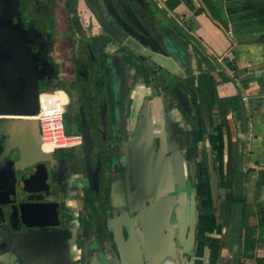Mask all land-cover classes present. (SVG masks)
I'll list each match as a JSON object with an SVG mask.
<instances>
[{"label":"flooded vegetation","instance_id":"flooded-vegetation-1","mask_svg":"<svg viewBox=\"0 0 264 264\" xmlns=\"http://www.w3.org/2000/svg\"><path fill=\"white\" fill-rule=\"evenodd\" d=\"M51 1L31 0L27 4L33 7L32 17L29 15L25 19L23 0H0V73L8 69L18 70L15 65L24 63L22 66L26 67L27 75L36 78V84H41L46 78L54 77L55 61L69 59L76 82L71 84L72 88L77 93L86 92L87 82L85 85L81 82L90 81L91 85L98 82L112 102L108 110L106 106L102 108L107 110L104 122L88 123L93 138L89 155H86L83 137L81 151L77 148L74 152L69 151L67 156H57L59 161L48 179L53 191L45 197L26 195L27 198L35 196L31 201L25 199L30 202L24 206L26 222L66 230V254L73 259L68 264H75L76 260L81 264H128L126 253L130 250L122 247L125 243L118 242L115 232L127 239L129 227L126 229L125 225L131 223L140 242L138 246L135 240L134 253L141 249L145 264H160L177 246L181 248V254H186L196 236L194 233L188 250H183L188 232L197 218L193 207L196 193L192 189L196 178L192 162L195 156L191 155L190 132H186L182 124L184 108L174 92L173 79L180 66L176 67L179 62L173 57L172 46L165 40L166 32L156 30V18L144 0ZM131 11L165 49L167 54L158 52V56L167 67L150 56L140 58L142 54L138 50L154 51L139 44L127 28L126 25L136 28ZM65 36L71 53L67 55L69 58L66 52L62 56L54 51L55 43L62 42L63 38L65 41ZM168 40L172 41L171 38ZM19 41L24 42L25 48L17 49L15 54L14 48L21 43ZM124 70L128 73V80L120 91ZM140 70L149 78L147 83L144 80V86L145 83L138 80ZM178 85L183 88L182 83ZM157 97H161L163 106L159 115H155L152 109L153 99ZM113 103L117 107L118 119L110 126ZM178 114L182 119H178ZM141 115L144 116V138L139 136L138 129ZM21 140L18 137L17 142L21 144ZM152 145V157L145 156L144 160L143 150ZM161 148L164 149L163 158L159 154ZM175 151L182 158L185 174V161L191 163L185 184L179 183L175 176L172 155ZM160 159L161 168H158ZM164 166L165 178L162 176ZM174 187L178 189L179 199L174 197L177 191L174 192ZM160 197L164 202L159 203L162 205L159 214L164 220L157 240L160 248L153 250V245H144L141 230L144 225L149 227L155 216L154 203ZM183 223L187 225L184 227ZM79 239L80 248L77 246ZM39 251L32 256L30 264H54L43 262Z\"/></svg>","mask_w":264,"mask_h":264},{"label":"crops","instance_id":"crops-1","mask_svg":"<svg viewBox=\"0 0 264 264\" xmlns=\"http://www.w3.org/2000/svg\"><path fill=\"white\" fill-rule=\"evenodd\" d=\"M144 1L156 18V30L166 32L165 40L179 62L173 80L187 83L181 89L192 109L182 111L184 121L181 114L178 119L190 132L192 149L197 147L191 152L196 172L192 185L196 236L189 252L181 254V248L174 247L160 264H264V0H218L226 24L211 15L209 0ZM62 40L55 43L54 51L62 56L66 52L69 58L66 36ZM62 60L55 61L54 77L45 82L64 88L67 106L74 102L66 130L81 131L82 113L89 124L104 122L112 102L108 92L90 81L81 82H87L88 91H70L75 82L72 66L69 59ZM140 75L139 83H147V73ZM201 76L207 80L212 126L201 96ZM162 108L161 97L153 99L154 114ZM185 165L189 176L190 161ZM10 183L9 170L0 163V186L7 188Z\"/></svg>","mask_w":264,"mask_h":264},{"label":"water","instance_id":"water-1","mask_svg":"<svg viewBox=\"0 0 264 264\" xmlns=\"http://www.w3.org/2000/svg\"><path fill=\"white\" fill-rule=\"evenodd\" d=\"M215 2L219 4L217 0H215ZM130 16H133L134 27H136L131 28L129 25H126L131 31V34L138 40L139 44L154 51V53H151L146 51V48L140 49L137 51L142 54L140 58H145V55L148 57L150 56L158 60L161 65L167 67L162 57L158 56V52L167 54L160 42L150 35V31L141 20L135 16L133 11L130 12ZM19 42L21 43L14 48L15 54L17 53V49L22 47L25 48L24 42ZM23 64L24 63L20 64L19 62V64L15 65L18 70L12 71V69H8L0 73V113L8 115L0 118V163H4L7 166L11 178V183L7 188L0 186V188H2V191L0 190V258L10 263L28 264L34 252L40 250L43 256V262L68 264L69 256L66 254L67 242L65 241L67 231L61 228H48L47 226L49 225L46 224L42 225L39 223L33 224L29 221L26 222L25 219L24 206L30 204V202L26 201H31L35 196L37 198L38 195L45 197V195L47 196L53 191L54 187H51L48 179L50 178V171L54 169L56 162L59 161L57 156H61V154H49L41 149L39 141V121L34 117L39 107V91L42 88L57 86L58 84L56 82H46L44 86H42L43 82H41V84H36V78L32 79L33 77L27 75L26 67L22 66ZM16 71H21V73ZM127 80L128 73L124 70L123 78L120 82V91H123L126 87ZM174 91L185 110L188 112L191 111L192 107L188 96H186L178 86L174 87ZM82 116L81 133L85 139L84 148L86 155H89V149L93 145V138L84 113H82ZM138 129L139 136L144 138V116L142 115L138 123ZM135 136V138H137L138 132H136ZM18 137L22 139L21 144L17 142ZM132 144L137 145L138 143L133 142ZM153 151L154 146H149L147 150H143L142 158L145 160V156H147V158L150 159ZM159 154H161L163 158V148L160 149ZM172 155L175 160L176 179L179 183L185 184L186 174L183 169L182 158L176 151L173 152ZM160 161L161 159L157 162L158 168H161ZM165 167L166 166L162 168L164 172L162 174L163 178H165V173L167 172ZM135 176V173H133V177ZM38 183L40 185L36 187H29L30 185H36ZM28 193L35 194V196H29L27 198L26 195ZM163 200L164 198L160 197L158 201L154 203L153 213L155 216H153L154 218L150 221L149 227L144 225L141 230V236L145 238L143 240L144 245L146 247L147 243L148 246L153 245V250L160 248L157 240L162 231L164 219L159 214V212L162 211V209H160L162 205H159V203H163ZM147 212L149 213V210ZM145 222V213H143V224H145ZM193 223L195 224V222ZM186 225L187 223H183L182 226L185 227ZM126 226L129 227V237L127 239L123 238V235L115 232L118 237V242H120V244L122 242L123 244L125 243L122 247L124 249L126 248L127 251L130 250L126 253V262H128V264H145L141 249H139V252L137 251V254L134 253L136 252V247H134L136 244L135 240H137L138 246L140 245L137 232L133 230L132 223L130 226L125 225V227ZM194 233V226L192 224L185 239L183 250H188L190 247ZM115 255L116 259L119 261L118 255Z\"/></svg>","mask_w":264,"mask_h":264},{"label":"built area","instance_id":"built-area-1","mask_svg":"<svg viewBox=\"0 0 264 264\" xmlns=\"http://www.w3.org/2000/svg\"><path fill=\"white\" fill-rule=\"evenodd\" d=\"M232 35L231 28L228 29ZM39 107L34 115L40 126V147L49 154H64L83 142L80 132H68L65 127L64 115L68 99L65 90L58 86L42 88L38 94ZM8 115L0 113V118ZM0 264L6 263L0 260Z\"/></svg>","mask_w":264,"mask_h":264},{"label":"trees","instance_id":"trees-1","mask_svg":"<svg viewBox=\"0 0 264 264\" xmlns=\"http://www.w3.org/2000/svg\"><path fill=\"white\" fill-rule=\"evenodd\" d=\"M217 2H219V4L218 3H216L215 1H213V0H209V9H210V12H211V15L215 18V19H217V20H219V21H221V22H223L224 24H226V20H225V16H224V10L222 9L223 8V6H222V4H221V2L220 1H218L217 0ZM202 78V88H201V96H202V98H203V100L205 101V103H206V105H207V111H208V115H209V119H210V124H211V126L213 125V117H212V114H211V106H210V96H209V94H208V92H207V90H206V82H207V80L205 79L204 80V78H205V76H201ZM192 82V81H191ZM189 83L190 82H188V85H189ZM180 87L178 84H177V82H175V87ZM181 88V87H180ZM183 88H187V83H183ZM175 92V91H174ZM175 94H176V92H175ZM218 99V101H223V100H221L220 98H217ZM181 106H183L182 104H181ZM180 106V107H181ZM183 108H184V106H183ZM184 110H185V108H184ZM185 111H187V110H185ZM188 112V111H187ZM193 149L195 150V151H197V147L196 146H194L193 147ZM227 202H228V204H230V200H227Z\"/></svg>","mask_w":264,"mask_h":264},{"label":"rangeland","instance_id":"rangeland-1","mask_svg":"<svg viewBox=\"0 0 264 264\" xmlns=\"http://www.w3.org/2000/svg\"><path fill=\"white\" fill-rule=\"evenodd\" d=\"M24 1V3H23V5H22V10H23V12H24V16H25V19H27L28 18V16L29 15H31V17H32V13H33V7H30V6H28V4L27 3H29L31 0H23ZM53 1V0H52ZM51 1V2H52ZM36 9H37V7H36ZM174 40L176 39V38H173ZM172 80V79H171ZM169 81V80H168ZM46 84V82H44L43 81V84H42V86H44ZM162 85L164 84L163 82L161 83ZM108 86L110 87V84H108ZM74 90V88H72L70 91H73ZM104 93H105V90H104ZM108 96H109V94H108ZM116 96H118V95H116ZM115 96V97H116ZM115 103V102H114ZM114 103H113V108H112V111H113V114H112V117L111 116H109V122H110V126H111V124H114V121H115V119H118V117H117V112H116V110H115V108H117L116 107V104H115V106H114ZM177 105V103H175V106ZM72 107H74V102H72V104L70 105V106H67V110H66V113H65V115H64V122H65V125L67 126V127H69V126H71V118L73 117V115L71 114V109H72ZM79 149L80 151L82 150V146L81 145H79V146H77V147H74L73 149L75 150V149ZM177 190V191H176ZM176 191V192H175ZM174 192H175V194H174V197L176 198V199H179L180 198V195H179V192H178V189L176 188V187H174ZM40 252V251H39ZM36 253H38V251H36L33 255H36ZM42 253V252H41ZM1 259V258H0ZM1 261H4L3 259H1ZM4 262H6V263H10L9 261H7V260H5Z\"/></svg>","mask_w":264,"mask_h":264}]
</instances>
